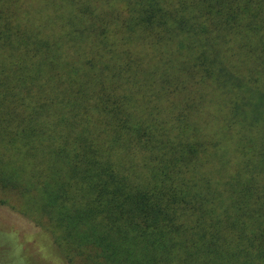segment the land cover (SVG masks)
Here are the masks:
<instances>
[{
	"label": "trees",
	"instance_id": "1",
	"mask_svg": "<svg viewBox=\"0 0 264 264\" xmlns=\"http://www.w3.org/2000/svg\"><path fill=\"white\" fill-rule=\"evenodd\" d=\"M69 264H264V0H0V205Z\"/></svg>",
	"mask_w": 264,
	"mask_h": 264
},
{
	"label": "rangeland",
	"instance_id": "2",
	"mask_svg": "<svg viewBox=\"0 0 264 264\" xmlns=\"http://www.w3.org/2000/svg\"><path fill=\"white\" fill-rule=\"evenodd\" d=\"M0 205V264H69L48 231L35 226L12 206Z\"/></svg>",
	"mask_w": 264,
	"mask_h": 264
}]
</instances>
